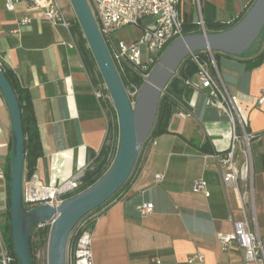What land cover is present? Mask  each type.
<instances>
[{"label": "crops", "instance_id": "crops-1", "mask_svg": "<svg viewBox=\"0 0 264 264\" xmlns=\"http://www.w3.org/2000/svg\"><path fill=\"white\" fill-rule=\"evenodd\" d=\"M57 1L72 22L77 20L69 0ZM253 2L183 0L179 9L185 24L202 20L207 26H232ZM26 17L31 18L29 25L21 23ZM140 35V28H127L116 33L114 40L131 42ZM72 41L69 30L47 23L25 0L16 4L15 11L7 10L6 0H0V66L29 91L43 150L30 170L26 164L24 182L36 174L41 184L58 186L92 165L106 147L108 115L78 46L70 47ZM261 53L206 52L202 57H213L214 71L247 119L249 134L255 135L250 150L256 220L264 244V104H258L264 95V58L259 66H251ZM206 93L184 84L182 101L190 115L183 118L179 111L171 119L170 133L145 144L128 185L94 219V264H189L187 259L198 252L205 256L203 264H245L237 244L224 251L217 238L233 233L232 218L240 220L243 213L238 190L223 182L222 170L211 157L229 148L231 126L217 108L207 105ZM12 156V121L0 91L4 228ZM157 175L164 176L160 183ZM200 179L207 182L210 197L193 192L194 182ZM143 204H153V212L143 216L138 210Z\"/></svg>", "mask_w": 264, "mask_h": 264}, {"label": "built area", "instance_id": "built-area-1", "mask_svg": "<svg viewBox=\"0 0 264 264\" xmlns=\"http://www.w3.org/2000/svg\"><path fill=\"white\" fill-rule=\"evenodd\" d=\"M20 1L6 0L7 10L15 11L16 4ZM182 1L88 0L121 78L128 80V70H133L143 84L168 46L185 36V22L179 9ZM197 1L199 3V0ZM25 2L29 9L40 12L47 23L52 26H63L69 30L73 40L70 47L77 48V40L72 33L73 22L57 0H25ZM21 23L29 25L31 18L26 17ZM197 26L202 33H208L204 21H199ZM127 28H140V37L131 42L123 39L115 42L114 35ZM190 57L191 61L198 66V72L193 78L186 79L184 84L196 91H207V105L217 108L229 120L231 126L229 148L223 152H215L211 157L222 170L223 182L238 190V201L243 217L240 220L232 218L234 232L218 234V241L224 251H228L234 244H237L245 264H264V244L256 220L254 174L250 150V144L255 135L249 134L247 119L240 114L237 103L220 75L214 71L213 57L211 60L205 59L202 53H196ZM92 83L94 92L104 110L108 105L114 108L110 92L102 76ZM131 87V95L136 98L141 87L138 85H131ZM258 104L260 106L264 104V95ZM179 111L183 118L190 115V110L185 105H182ZM98 156L99 154L96 158ZM90 167L91 165L84 167L78 174L58 186L43 185L36 174L32 175L23 186L27 210L45 205L57 208L65 200L79 194L83 179ZM163 177V175H157L156 182L160 183ZM193 192L210 197L208 184L204 179L194 182ZM138 210L146 216L153 212L154 205L143 204ZM97 215L98 213L89 214L73 230L67 247V264H94L91 222ZM47 225L51 228L53 220L41 224L38 228ZM204 261L205 256L200 252L187 259L189 264H203ZM0 262L2 264L13 262L1 231Z\"/></svg>", "mask_w": 264, "mask_h": 264}, {"label": "water", "instance_id": "water-1", "mask_svg": "<svg viewBox=\"0 0 264 264\" xmlns=\"http://www.w3.org/2000/svg\"><path fill=\"white\" fill-rule=\"evenodd\" d=\"M99 72L110 92L118 119L119 140L108 171L92 186L54 208L28 211L24 202L26 139L17 94L0 66V91L12 121L13 156L10 170L13 252L19 264H33L30 241L34 231L53 220L49 234L48 264H67V247L77 224L112 199L125 185L156 123L163 92L183 62L196 53L243 56L264 28V0H254L231 28L217 33L185 35L168 46L132 102L101 34L88 0H69Z\"/></svg>", "mask_w": 264, "mask_h": 264}, {"label": "trees", "instance_id": "trees-1", "mask_svg": "<svg viewBox=\"0 0 264 264\" xmlns=\"http://www.w3.org/2000/svg\"><path fill=\"white\" fill-rule=\"evenodd\" d=\"M243 16L244 15H242V17ZM232 26H220V25L207 26L206 25L208 33H217L221 31H225L231 28ZM184 32H185V35L202 33L197 25H194L191 23L185 24ZM72 33L77 40V46L83 57L85 66L89 73V76L92 81H96L97 78H101V74L99 72L95 59L88 47L87 41L83 35V32L77 20L73 22ZM203 54L204 53H202V55ZM217 54H220V53H214V55H217ZM263 58H264V50L257 57V59L253 61L251 66L252 67L259 66ZM2 70L5 72L6 76L10 80L17 94L19 103H20L21 112H22L23 128H24V134H25V139H26V164H27V169L30 170L33 164L35 163V161L43 154L41 140H40V133H39L37 122L34 116L31 95L28 90L21 88L17 84L15 78L9 71L3 68ZM197 72H198V66L194 62H192L191 57H189L183 62V64L180 66L177 73L174 74L173 79L167 86L166 90L163 92L155 126L153 128V131L150 137L145 142V144L152 138L170 133L169 128H170L171 119L175 114L179 112L182 105H184V102L182 101V94L184 91V81L194 76ZM128 80L122 77V81L126 88L129 85H138V87L142 86V82L140 81L138 75L133 70H128ZM107 108L110 111V118H108L109 119V134H112L111 139L113 140L114 145L108 152L105 151L104 149L99 154V156L95 159V161L92 163L93 165L95 164V167L93 170H88L86 172V175L83 179V185L79 192H82L86 190L87 188H89L90 186H92L93 184H95L108 171V169L110 168V166L112 165L115 159L116 148H117L118 140H119V128H118V121H117L118 119H117V114L114 108H112L110 105H108ZM10 170H11V166H9L7 170V177H8L7 212H6V224H5V228H4V232L2 233V236H3V240L5 244L7 245L10 251V255L13 258V262L11 264H19V261L14 255L13 245H12ZM134 170H133V173H134ZM132 175L130 176L128 181L125 183V185L121 188V190L112 199H110L105 205L101 206L93 213L101 212L116 197H118L121 194V192L125 189V187L128 185ZM92 223L93 221L91 222V225ZM49 231H50V228L48 229L38 228L35 230L33 235L38 233L39 240L42 242V244L45 245L49 241V233H50ZM33 235L30 241L32 261H33V264H37L34 247H33ZM0 264L2 263L0 262Z\"/></svg>", "mask_w": 264, "mask_h": 264}, {"label": "rangeland", "instance_id": "rangeland-1", "mask_svg": "<svg viewBox=\"0 0 264 264\" xmlns=\"http://www.w3.org/2000/svg\"><path fill=\"white\" fill-rule=\"evenodd\" d=\"M69 6H70L69 8L71 9L72 6L70 4V1H69ZM64 11L66 12V9H64ZM263 50H264V29H263L261 35L259 36V38L257 39V41L255 42V44L252 46V48L246 54H250V53H252L254 51L263 52ZM131 89H132L131 85H129L126 88V90L128 91V93L130 95L131 100L134 102L136 100V98L131 95L132 94L131 93ZM114 110H115V107H114ZM106 113L108 115V118H110V111L107 110V108H106ZM111 136H112V134H109L108 141H107V144H106V147H105V151H107V152L110 151V149L114 145L113 140L111 139ZM117 148H118V145H117ZM117 148H116V152H117ZM94 167H95V164L94 165L92 164L91 167L88 170H93ZM2 225H3L2 224V220L0 218V230H1V233L4 232V227ZM48 228H50L49 225L43 227V229H48ZM50 230H51V228H50ZM48 243H49V241H48ZM48 243L45 244V245L42 244V242L39 240L38 233L33 235V247H34V252H35V257H36V263L37 264H48Z\"/></svg>", "mask_w": 264, "mask_h": 264}]
</instances>
